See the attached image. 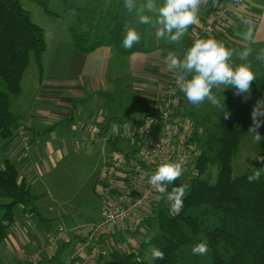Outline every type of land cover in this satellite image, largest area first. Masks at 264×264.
I'll return each instance as SVG.
<instances>
[{
    "label": "crops",
    "instance_id": "0c3cea01",
    "mask_svg": "<svg viewBox=\"0 0 264 264\" xmlns=\"http://www.w3.org/2000/svg\"><path fill=\"white\" fill-rule=\"evenodd\" d=\"M52 1L57 3V0ZM62 1L64 13L57 20H52L45 14L41 16L38 10L32 11L36 8L30 7L33 20L37 24L45 22L43 19L54 22L43 26L46 41L44 74L39 76L35 66L28 69L23 81V93L13 104L14 114L20 116V127L9 139L0 143V167H3L6 161L12 163L28 186L33 188L37 195L47 194L46 199L50 197L52 183L58 182L71 184L70 189L60 190L61 199L72 196L75 198L77 194L72 193V190L81 189V180L76 178L80 159L85 157L88 160L94 147L104 145L108 146V153L100 156L99 166L90 172L89 179L83 181L90 193L98 195L101 184L98 177L100 166L110 153L126 154L131 148L123 137L127 132L121 125L141 113H144V116H140L138 122L145 118L148 111L163 110L165 87L176 75L168 70L165 64L166 56L172 52L182 58L191 47L186 44V39L191 38V29L211 19L229 0H218L216 6L211 3L203 6L199 23L189 28L188 34L180 44L166 43L158 39L154 31H149L147 26L139 25L135 15L125 9L124 0H85L81 6L74 0H70L71 4L69 0ZM160 2L162 3V0ZM73 5H76L75 8L79 11H74ZM88 12L94 15L86 17L95 28L113 25L115 18L125 24L123 36L126 34V27L135 28L142 34L141 40H145V46L135 44L141 51L131 55L121 54L115 46L101 47L89 54L79 52L72 41L71 28H76L79 15ZM242 18L253 20L251 43L244 40L246 28L242 24ZM208 38L216 39L230 49L243 50V47L249 46L253 53L248 60L257 59V54L264 50V0H245L242 6L231 13L225 27L219 26L215 34L203 36L201 39ZM238 59V56L233 57L234 64ZM261 63L264 61L261 60ZM263 77L253 82L252 97H264ZM179 97L181 100L174 112L177 114L175 121L185 119L181 114V106L186 97L182 92ZM250 111L252 112V109ZM192 118V126L197 129L201 126L199 130H202V125L194 122L195 116ZM109 121L120 125V135H109L112 125L108 132L103 131ZM158 124L153 128L155 134L161 131V126H156ZM52 126H55L52 131L43 133ZM192 129L194 128L188 130L185 136L187 140L190 138L197 141L198 136H190ZM20 131L24 134L21 135ZM92 172H95L93 180ZM73 182L78 184L73 187ZM82 214L80 211L79 215ZM30 217L25 216L24 221L31 222L32 225L39 223L38 217ZM91 222L97 221L75 220L69 226L52 225V229H70ZM31 230L29 225L18 221L8 226L7 238L0 243V260L3 263L37 264L48 260L49 256L44 251L29 258L27 251L23 249V245L31 241ZM104 240L98 246L106 245V238Z\"/></svg>",
    "mask_w": 264,
    "mask_h": 264
},
{
    "label": "trees",
    "instance_id": "16d2710c",
    "mask_svg": "<svg viewBox=\"0 0 264 264\" xmlns=\"http://www.w3.org/2000/svg\"><path fill=\"white\" fill-rule=\"evenodd\" d=\"M30 7L52 20L60 18L51 9L49 0H0V143L20 127V116L14 114L13 104L23 93L28 69L35 66L39 76L44 74L45 30L33 20ZM114 22L113 25L95 28L91 22L83 23L77 18L76 24L80 28H71L76 49L85 54L105 46H115L123 55L141 51L137 46L131 49L122 47L125 24L117 18ZM224 97L226 110L231 112L227 120L217 109L204 115L191 113L195 116L194 122L202 125L206 133L200 139L205 149L193 161L195 174L186 183L187 194L182 210L179 214L171 213L164 200L157 199L160 195L157 192L155 201L148 205L150 218L141 221L146 224L154 221L156 230L141 241L136 251L122 253L112 248L110 255L114 264H179L182 248L204 241L209 245L206 259L210 264H264V172L259 180L253 182H249L248 177L256 170L234 174L233 163L241 150L242 135L232 98L225 92ZM159 115L158 111H148L137 126H142L148 117ZM112 124L109 121L103 131L108 132ZM55 126L43 133L52 131ZM192 127L191 124L190 129ZM180 135H186V132ZM190 140L193 139L187 140L189 146ZM46 197L45 193L33 194L16 167L6 161L0 167V243L7 238L8 226L15 223L19 207L27 215L35 214L46 232L59 230L51 228L50 221L36 206V200ZM130 232L132 229L126 234ZM110 236H117L121 241L125 238L119 232ZM104 241L102 238L96 244ZM153 247L165 253L163 260L143 259L145 253L151 256ZM69 249L72 250L70 244H61L54 255L39 264H62L61 256ZM102 260L103 257L97 260L98 264Z\"/></svg>",
    "mask_w": 264,
    "mask_h": 264
},
{
    "label": "clouds",
    "instance_id": "9594fccd",
    "mask_svg": "<svg viewBox=\"0 0 264 264\" xmlns=\"http://www.w3.org/2000/svg\"><path fill=\"white\" fill-rule=\"evenodd\" d=\"M211 3L218 4V0H124V7L128 13L134 14L139 25L147 26L154 31L158 39L170 44H180L188 34L190 27L199 23L201 8ZM245 26L244 40L253 41V20L242 18ZM142 34L135 28L126 27V34L122 39V47L131 49L141 41ZM253 53L249 46L243 50L230 49L222 42L213 38L199 39L189 47L183 57L170 52L165 58L169 71L176 74L177 83L187 101L194 106H201L205 102L223 113L225 120L229 119L231 112L226 110L222 101L213 89L223 87L234 88V94L243 96L245 101L251 98L252 84L257 80L258 74L253 71L251 62L235 65L234 56L241 61H247ZM257 60H264V50L257 54ZM252 124L249 133L253 134L254 141L259 143L261 135L259 129L264 126V97L259 98L251 112ZM127 128V125L124 126ZM109 135H120V125L113 123ZM257 160L264 162V156ZM182 165L178 162H169L157 167L148 183L160 194L157 199L165 200L173 214H179L184 205L187 194V185L172 187L183 175ZM264 168L257 170L248 177L249 182L259 180ZM206 241L195 244L191 252L193 255L206 256L209 253ZM153 259L163 260L165 253L159 248L151 249Z\"/></svg>",
    "mask_w": 264,
    "mask_h": 264
},
{
    "label": "built area",
    "instance_id": "2783aa9c",
    "mask_svg": "<svg viewBox=\"0 0 264 264\" xmlns=\"http://www.w3.org/2000/svg\"><path fill=\"white\" fill-rule=\"evenodd\" d=\"M244 1L229 0L211 19L192 28L193 41L212 36L219 26L225 27L231 13ZM180 93L175 75L165 87L164 109L159 117H148L142 126L132 127L123 136L130 144L131 152L110 153L98 169L101 182L97 191L101 202L100 221L46 232V244L42 249L45 254L52 256L61 244H70L72 250L62 264H92L94 257L90 253L91 247L98 246L96 242L118 232L125 235L116 245L118 251L131 253L140 248V243L124 232L132 229L131 225L127 226L130 217L156 199L157 191L148 183L151 175L161 164L178 162L182 165L191 157L190 146L184 135H180L189 130L191 123L187 125L176 120L173 130H168L166 126L179 107ZM160 122V133H153L154 125ZM19 133L24 134L23 131Z\"/></svg>",
    "mask_w": 264,
    "mask_h": 264
},
{
    "label": "rangeland",
    "instance_id": "374dc122",
    "mask_svg": "<svg viewBox=\"0 0 264 264\" xmlns=\"http://www.w3.org/2000/svg\"><path fill=\"white\" fill-rule=\"evenodd\" d=\"M70 1V0H69ZM76 3H78V6L84 5L85 0H74ZM73 1V2H74ZM52 0H49V3L51 5ZM54 3V2H53ZM71 4V1L69 2ZM75 3V4H76ZM63 1L57 0V3H54L53 9L59 17L63 15ZM76 5H73L72 8H74V11H79V9L75 8ZM38 9H33L32 11H35ZM40 12V11H39ZM41 13V12H40ZM35 15V14H34ZM43 13H41V16ZM86 15L88 16H94L91 15L90 12L87 14H81L79 15L80 21L83 23H86L88 21ZM84 16V17H81ZM45 22H40L42 27L46 25L54 24L52 21H48V19H43ZM91 22V21H90ZM76 28L78 25H75ZM195 43L192 38L186 39V44L192 46ZM138 44L145 46V40H141ZM264 61V60H263ZM251 62L252 69L254 72L258 74V78H262L264 76V63H261V60L253 59V60H247V61H241L237 60L235 65H239L241 63H248ZM264 78V77H263ZM213 91L217 94V96L223 101L225 99L224 92L227 94H230V98H232L234 107V113L237 118V123L240 128V133L242 135V141H241V150L239 152V155L235 162L233 163V169L235 175H240L243 172L247 170H257V168H264V162L257 160L258 157L264 156V126H261L259 129L260 135H261V141L259 143L254 141L253 134L249 133V128L252 124L251 119V111L250 109H253L254 104L256 103L255 100L259 99L258 96L252 97L245 101L243 96H237L234 94L235 89L234 88H226L223 87L219 89H213ZM216 108L211 106L209 103L205 102L201 106L197 107L192 104H190L187 99L183 102V105L181 106V114L185 117L183 122L187 125H190V123L193 121V118L191 113L196 114H210L214 112ZM140 116H144V113H141L139 116H135L129 121L128 123H123L121 125V128L127 132L132 127L135 128L137 126L138 120ZM175 118L176 116L173 115L170 120L167 122V129L172 130L175 127ZM214 121V118H212ZM216 120V118H215ZM127 125V128L124 126ZM162 125V122H160L157 127L160 128ZM201 126H199L200 129ZM206 127L211 128L210 125H206ZM155 128V127H153ZM190 131V136L196 135L198 136L197 141H189L191 146L189 148L191 157L188 158L184 164H182L183 168V175L180 180L176 181L173 185H168V190L171 191L172 187L174 186H180V184H186L191 177L194 176V168H193V161L195 157L205 149V146L200 139H203L205 136L204 128L202 130L197 129V127H192ZM154 129H152L153 131ZM197 130V131H196ZM154 132V131H153ZM185 136V135H184ZM186 137V136H185ZM107 146V145H105ZM108 147V146H107ZM107 147H104V145H100L97 147H94L92 149V156L89 157L88 160L80 159L78 165L79 167L76 170V178L81 180L79 186L80 190L73 191L72 193H76L77 196L74 198L67 197L64 199H61L60 190L61 189H70L71 184L67 182H58V183H52V190L49 192L50 197L44 198V199H38L36 200V206L38 207L40 213L42 216L47 219L49 224L52 225H66L69 226L73 224V221L77 220L79 222H87L91 221L92 219L95 221H100L101 219V203L98 198L97 193L95 194L90 193L88 189L85 187V184H83V181L85 179H89L90 172L94 170L97 166H99L100 156H103V154H107L108 150ZM94 173L92 172L91 179H94ZM96 178V175H95ZM78 183L73 182V187H75ZM32 193L37 195V192L34 191L32 188ZM40 195V194H38ZM164 203L168 208L169 205L164 200ZM85 205V206H84ZM82 211L83 214L79 215V212ZM151 215V209L148 207H144L138 211H136L127 222V226H132V232L128 233L129 237H131L135 242L141 243V241L148 235H153L154 231L156 230V223L152 221L150 224L141 223L143 219H149ZM16 221L21 222L22 224L29 225V227L32 228L31 234L29 235L30 243H26L23 245V249L27 251V255L29 258L33 257V255H36L40 252H42L43 247L46 244L45 239V230L41 227L40 223H36L32 225V223H28L24 221V217L27 216L28 218L30 215H25L21 212V208L19 207L17 209V215H16ZM37 217L35 214L31 215ZM32 220V218L30 217ZM59 222V223H58ZM45 231V232H44ZM107 244L104 246H95L93 245L91 247L90 253L94 257V261L92 264H98L97 260H99V256L103 255V260L101 264H114L113 258L110 255L111 249L116 248V245L118 244V237L117 236H107L106 237ZM197 244V243H195ZM191 247H184L181 249L180 252V261L179 264H210V262L206 259V256H199V255H193L191 252ZM68 252H64L62 254L61 259L64 261L68 254ZM143 259L147 261H152V257L150 254L145 253L143 256ZM38 262L37 264H39ZM0 264H5L0 260ZM47 264V263H44Z\"/></svg>",
    "mask_w": 264,
    "mask_h": 264
},
{
    "label": "water",
    "instance_id": "95a60500",
    "mask_svg": "<svg viewBox=\"0 0 264 264\" xmlns=\"http://www.w3.org/2000/svg\"><path fill=\"white\" fill-rule=\"evenodd\" d=\"M101 259H102V255L99 256V260H101Z\"/></svg>",
    "mask_w": 264,
    "mask_h": 264
}]
</instances>
